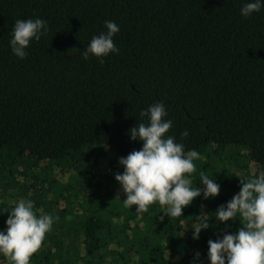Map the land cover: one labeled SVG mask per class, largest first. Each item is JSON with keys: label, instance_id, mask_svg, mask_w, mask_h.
<instances>
[{"label": "trees", "instance_id": "1", "mask_svg": "<svg viewBox=\"0 0 264 264\" xmlns=\"http://www.w3.org/2000/svg\"><path fill=\"white\" fill-rule=\"evenodd\" d=\"M245 2L0 0V230L12 198L58 217L31 264H191L197 250L208 264V240L242 227L208 214L264 173V11L243 18ZM37 17L49 30L21 60L9 44L13 25ZM106 20L120 26L119 52L84 60ZM154 102L173 121L168 134L200 153L192 186L204 172L221 189L182 217L158 204L127 208L119 188L86 193L95 162L109 159L112 170L142 147L129 132ZM197 216L211 219L198 241ZM0 264L10 262L0 255Z\"/></svg>", "mask_w": 264, "mask_h": 264}, {"label": "clouds", "instance_id": "2", "mask_svg": "<svg viewBox=\"0 0 264 264\" xmlns=\"http://www.w3.org/2000/svg\"><path fill=\"white\" fill-rule=\"evenodd\" d=\"M261 11H264V0H246L240 14L250 18ZM104 28L92 36L82 51L84 60L95 57L102 64L104 58L119 52L114 37L120 32V26L106 20ZM48 30V23L42 18L17 19L9 41L12 53L25 59L31 44L40 41ZM140 117L141 121L130 129L129 136L132 141L141 142L142 147L119 158L123 171L114 176L124 194V206H135L136 212L143 213L158 204L166 215L176 218L182 217L184 209L197 197L202 196L204 200L217 197L220 185L204 172L200 173L202 186H192L194 162L200 153L195 149L186 151L183 143L168 134L173 121L168 118L165 104L154 102L141 110ZM181 136L188 137L189 132L185 130ZM208 215L225 225L236 220L242 225L235 233L225 231L216 239L208 240V264H264V173L241 180L240 191ZM197 217L200 222L192 230V238L198 241L202 230L210 227L211 219ZM56 220L58 217L48 213L38 215L31 200H18L8 212L6 227L0 230V255L10 264H31V258L40 250ZM191 264H202L198 250Z\"/></svg>", "mask_w": 264, "mask_h": 264}, {"label": "rangeland", "instance_id": "3", "mask_svg": "<svg viewBox=\"0 0 264 264\" xmlns=\"http://www.w3.org/2000/svg\"><path fill=\"white\" fill-rule=\"evenodd\" d=\"M108 162H109V159H103L100 162H95L94 171L91 177H89L88 182L86 184L87 185L86 193L88 195L92 194V190H94L93 186H95V188L100 186L102 188L103 193L106 196H110V195L112 196L115 193L117 188L121 190L120 185L116 186L114 176L116 173L121 172L123 168L121 166H117L111 170ZM69 174L70 172L69 173L57 172L56 176L58 177V179L66 181L68 179ZM12 200L14 202H17L15 198H12ZM61 203L62 205H64L63 202ZM132 208H135V206H133Z\"/></svg>", "mask_w": 264, "mask_h": 264}]
</instances>
